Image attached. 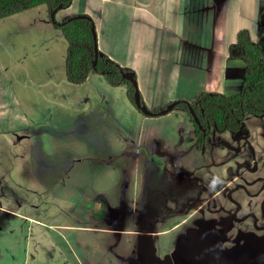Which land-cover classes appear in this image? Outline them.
I'll return each instance as SVG.
<instances>
[{"label":"rangeland","instance_id":"obj_1","mask_svg":"<svg viewBox=\"0 0 264 264\" xmlns=\"http://www.w3.org/2000/svg\"><path fill=\"white\" fill-rule=\"evenodd\" d=\"M46 31L50 63L32 69L35 89L47 74L54 83L64 73L67 40ZM238 78L227 93H238ZM63 81L56 102L39 98L40 113L28 112L33 129L1 121L0 264H60L63 235L75 238L85 262L157 264L176 248L173 264H186L179 250L191 228L201 229V209L214 230L248 242L264 264V115L201 145L180 107L148 118L125 87L102 75L81 85L68 84L66 74ZM92 200L105 206L96 211ZM105 214L121 223L110 236L95 230Z\"/></svg>","mask_w":264,"mask_h":264},{"label":"crops","instance_id":"obj_2","mask_svg":"<svg viewBox=\"0 0 264 264\" xmlns=\"http://www.w3.org/2000/svg\"><path fill=\"white\" fill-rule=\"evenodd\" d=\"M262 13L264 0H72L57 17L62 22L76 15L90 16L96 25L100 55L135 72L145 104L156 111L180 100L193 102L203 91L231 94L226 89L236 76L243 77L242 82L239 78L236 81L240 93L245 64L236 43L242 31L254 42L264 37ZM46 30H57L47 5L0 19V125L4 118L19 121L20 130L33 129L28 112L40 113L39 98L48 105L51 100L56 102L52 98L58 97L66 84L67 41L61 47L63 77L53 83L47 74L39 82L44 88H33L32 69L50 63ZM48 67L54 79V71ZM93 202L96 211L105 206ZM110 217L105 214L98 218L102 224L95 230L109 236L117 233L113 225L121 223ZM147 237L137 239L135 246L144 248ZM61 238L66 249L60 252V264H95L93 260L83 261L74 237Z\"/></svg>","mask_w":264,"mask_h":264},{"label":"trees","instance_id":"obj_3","mask_svg":"<svg viewBox=\"0 0 264 264\" xmlns=\"http://www.w3.org/2000/svg\"><path fill=\"white\" fill-rule=\"evenodd\" d=\"M71 3L72 0H0V19L36 6L47 5L51 23L68 42V81L73 85H81L91 74L102 75L111 86L125 87L130 101L141 112L137 97L140 98L141 106L147 105L142 98L135 72L123 68L100 53L97 56L94 20L88 15L72 16L62 22L56 19L57 12L68 8ZM261 20L264 22L263 13ZM236 47L240 49L245 64L242 69L244 83L240 93L203 91L193 102L177 101L176 107L188 113L201 145H205L208 137L214 133L236 134L245 128L248 117L264 115V37L254 42L247 32L242 31Z\"/></svg>","mask_w":264,"mask_h":264},{"label":"flooded vegetation","instance_id":"obj_4","mask_svg":"<svg viewBox=\"0 0 264 264\" xmlns=\"http://www.w3.org/2000/svg\"><path fill=\"white\" fill-rule=\"evenodd\" d=\"M200 214L203 218L200 223L201 229L194 232V229L191 228L190 235L183 244L184 247L179 250V254L183 256L186 264L257 263L256 253L258 250L248 246V242L241 243L238 237H229L223 230H214L207 219V212L201 209ZM251 237L256 238L255 236ZM175 249L167 254L164 260H158L157 264L175 263L177 256L179 257ZM147 255L154 257L152 251L147 252Z\"/></svg>","mask_w":264,"mask_h":264},{"label":"water","instance_id":"obj_5","mask_svg":"<svg viewBox=\"0 0 264 264\" xmlns=\"http://www.w3.org/2000/svg\"><path fill=\"white\" fill-rule=\"evenodd\" d=\"M93 31H94L95 50H96V54L98 56L99 55L98 36H97V32H96L95 28ZM137 104H138V107H140L141 112L143 114H145L147 116H151V117H158V116L166 115V114L172 112L177 106V102H173L167 108L160 110L159 112H155L153 110H150L148 107L141 106L139 97H137Z\"/></svg>","mask_w":264,"mask_h":264}]
</instances>
